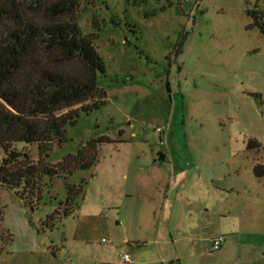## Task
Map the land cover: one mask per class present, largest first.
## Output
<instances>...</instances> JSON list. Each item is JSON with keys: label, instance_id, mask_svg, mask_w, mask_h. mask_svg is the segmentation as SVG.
Wrapping results in <instances>:
<instances>
[{"label": "rangeland", "instance_id": "374dc122", "mask_svg": "<svg viewBox=\"0 0 264 264\" xmlns=\"http://www.w3.org/2000/svg\"><path fill=\"white\" fill-rule=\"evenodd\" d=\"M253 3L77 0L104 103L80 111L43 159L107 140L92 165L41 175L34 196L0 183V264H124L123 253L135 264H264V35L248 26ZM14 147L37 160L35 143ZM68 185L82 190L70 203Z\"/></svg>", "mask_w": 264, "mask_h": 264}, {"label": "trees", "instance_id": "16d2710c", "mask_svg": "<svg viewBox=\"0 0 264 264\" xmlns=\"http://www.w3.org/2000/svg\"><path fill=\"white\" fill-rule=\"evenodd\" d=\"M76 6L77 0H0V183L22 194L36 195L43 174L92 165L96 142L107 140L90 139L56 164L43 159L80 111L104 103L97 85L104 66L76 22ZM246 14L248 26L264 35V0H254ZM15 142L35 143L37 160ZM67 191L70 203L81 185Z\"/></svg>", "mask_w": 264, "mask_h": 264}, {"label": "built area", "instance_id": "2783aa9c", "mask_svg": "<svg viewBox=\"0 0 264 264\" xmlns=\"http://www.w3.org/2000/svg\"><path fill=\"white\" fill-rule=\"evenodd\" d=\"M224 240V237L223 235H217V236H214L210 239V248L212 250H215V249H219L222 241ZM121 261L124 263V264H130V260H129V257L127 254H122L121 255Z\"/></svg>", "mask_w": 264, "mask_h": 264}, {"label": "crops", "instance_id": "0c3cea01", "mask_svg": "<svg viewBox=\"0 0 264 264\" xmlns=\"http://www.w3.org/2000/svg\"><path fill=\"white\" fill-rule=\"evenodd\" d=\"M137 257H138V255H134L131 259L129 258L130 264H135V261H136L135 259H137ZM139 259H141V258H139ZM145 261H146L145 263H147V264H153V262L156 263V259L155 258H149V259H147Z\"/></svg>", "mask_w": 264, "mask_h": 264}]
</instances>
